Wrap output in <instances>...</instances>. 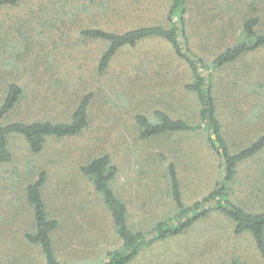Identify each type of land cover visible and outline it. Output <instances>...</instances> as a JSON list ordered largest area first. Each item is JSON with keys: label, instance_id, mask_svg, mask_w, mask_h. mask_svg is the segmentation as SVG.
I'll return each instance as SVG.
<instances>
[{"label": "rangeland", "instance_id": "374dc122", "mask_svg": "<svg viewBox=\"0 0 264 264\" xmlns=\"http://www.w3.org/2000/svg\"><path fill=\"white\" fill-rule=\"evenodd\" d=\"M43 1L26 0L20 6L0 12V20H6L5 24L11 25L15 18L25 21L29 34L26 39L20 37L23 43L20 41L17 46L10 37L12 49L1 46L0 53L8 63L11 59L15 62L14 55L20 51L25 55H20L15 69L0 62V77L14 71L11 78L20 80L29 91L46 81L41 91L50 98L32 106L34 109L40 106L37 113L30 115L26 112L28 108L23 107L13 110L8 120H17L19 114L25 120L36 116L61 118L69 105L60 104L54 98L63 96L62 100L66 101L69 98L66 95L75 98L80 92L94 91L91 123L77 136L49 138L37 154L30 151L23 137H11V160L0 163V264H45L41 249L25 238V232L32 230L33 221L25 187L43 171L47 173V181L42 193L48 209L57 217L65 218L66 223L56 235L57 257L66 263L88 264L104 257L107 250L121 246L102 196L81 171L92 157L101 153L111 155L118 167L112 186L126 202L128 221L136 232L148 233L158 221L178 214L168 173L172 161L176 163L187 206L206 198L224 174L220 173L218 154L207 139L202 102L196 91L187 89L193 70L170 42L152 38L121 50L98 79L94 74L97 56L105 44L83 42L79 38L80 28L89 20L92 25L119 30L167 25L169 0H121L122 5H117L114 15L110 11L103 14L109 19L98 17L100 10L97 9L90 14L81 12L75 18H51L42 26L44 21L31 19L29 13L31 10L40 12ZM243 3L189 0L184 16L186 42L203 63L210 64L225 48L241 39ZM261 5L264 0L257 3ZM176 20L178 17L174 18ZM7 29L14 31V27ZM25 43L28 50L23 49ZM249 62L254 65L253 69H247ZM203 63H199V70L207 76L209 70ZM56 65L60 75L55 74L56 69L42 72L41 67ZM237 68L242 69L236 71ZM158 71L161 74H157ZM79 73L83 74L84 81L78 78L73 81ZM243 74H249L247 86L234 84L236 76ZM213 75L218 117L235 151L251 141L253 132L264 129V87L256 85V82L264 83V48L214 71ZM142 101L150 108L172 107L189 123L200 126L185 135L175 133L163 138L142 139L135 115L138 111L151 112L150 108L139 106ZM251 189H264V152L258 159L240 164L232 199L247 201L249 208H256L260 199H250L248 191ZM204 204L203 208L208 206V202ZM234 255L254 264L261 263L252 239L235 236L230 220L213 213L194 222L183 233L144 247L130 264H229Z\"/></svg>", "mask_w": 264, "mask_h": 264}, {"label": "trees", "instance_id": "16d2710c", "mask_svg": "<svg viewBox=\"0 0 264 264\" xmlns=\"http://www.w3.org/2000/svg\"><path fill=\"white\" fill-rule=\"evenodd\" d=\"M26 0H0V12L5 8H12L20 6ZM43 1V0H42ZM244 2L243 7V21L241 22L242 36L235 45L228 46L221 53H219L210 64L203 63L197 58L188 47V41L185 35L186 32V18L185 14L188 12L189 0H169L167 17L169 23L141 25L135 28L126 30L110 29L102 27L99 24L92 25L91 20L84 23L79 31V38L83 42H100L102 41V51L97 56L96 72L98 79L99 75L104 74L114 57L123 49L135 47L140 42L152 39L161 38L170 42L176 52L184 57L190 64L193 70L192 81L187 84V89L194 90L198 93L200 101L202 102V114L209 122H205L208 135L207 139L212 147L216 150L219 158L220 171L225 174V178L219 179L216 186L210 194L202 201H197L191 206H187L183 200L181 182L178 175L176 163L172 161L168 167L170 178V187L172 198L175 201L176 207L179 209L176 216L169 219L158 221L148 233L136 232L129 224V211L125 201L117 194L112 184L117 177L118 167L113 163L112 157L109 153H101L89 159L86 164L81 167L82 173L89 178L93 186L104 201L112 224L115 228L117 237L121 239V246L116 249L107 250L104 257L88 264H130V262L141 252L146 246H151L157 241L166 239L170 236L183 233L190 228L194 222L203 218L211 217L214 214H221L230 220L233 226V233L235 236H246L252 239L260 264H264V189L263 191H256L251 189L250 199L258 201L260 205L256 208H249L247 201H236L232 199V190L236 182V175L238 168L243 162L253 159L256 160L264 152V129L253 132L252 139L246 145L238 150L233 151L231 145L225 137V129L223 121L218 117L217 104L215 99V86L213 84L214 71L231 65L241 58L245 57L251 52H255L264 48V5L257 6L259 0H238ZM123 3V2H122ZM122 5L121 0H44L40 5V12L38 10H31L29 17L36 19L43 25L49 23L56 17L75 18L83 13H94L97 9L100 10L96 15L106 17L108 11L112 15L116 13L117 5ZM123 5H125L123 3ZM246 7V9H245ZM39 8V9H40ZM227 12L229 9L226 10ZM51 13V14H50ZM46 16V17H45ZM178 20L174 21V18ZM108 18V17H106ZM93 19V18H92ZM109 19V18H108ZM6 20H0V48L6 45L11 48L10 37L16 41V46L23 39L20 37H27L28 24L25 21L14 19L11 25L5 24ZM99 23V22H98ZM41 26V27H42ZM14 27V31L10 32L7 28ZM42 29V28H41ZM179 37H182L179 39ZM9 39V42H8ZM186 48L185 53L182 52ZM4 46V47H6ZM15 46V49H16ZM28 45L23 46V49ZM12 49V48H11ZM16 54V51H15ZM25 53L20 51L14 55L16 61L3 57L0 53V62L8 67L18 65L20 55ZM199 63L209 70L207 76L200 72ZM249 62L247 69H253V64ZM7 67V69H8ZM246 67H244L245 70ZM42 72L56 69L55 74H59L60 69L57 65L54 68H42ZM242 68H237L236 71ZM235 70V69H234ZM262 72V71H260ZM2 73V69H0ZM14 73V71L10 72ZM161 74V72H157ZM8 73L0 77V163H5L11 160L10 140L13 136H21L25 140L30 151L33 153H40L47 143L49 138H66L73 137L83 133L91 123L92 105L95 97L94 91L80 94L66 101L61 98H54L60 104L69 105L68 111L64 112V116L59 117H39L25 120L21 115H18L17 120L8 118L13 110L26 107V112L32 115L37 113V106L43 100L50 99L43 95L45 87L44 82H39L36 89L29 91L28 87L20 80L11 78ZM60 75V74H59ZM96 76V77H97ZM249 74H243L242 77L236 76L233 81L239 86H247ZM83 80V74H76L73 81ZM207 81V84L205 82ZM75 84V83H74ZM73 84V85H74ZM258 88H263L264 83L256 82ZM82 87L84 85H81ZM85 88L87 86L85 85ZM65 98V99H66ZM72 101V102H71ZM41 105V104H40ZM150 108L146 101L139 104ZM34 109V110H33ZM151 112L145 113L138 111L135 115L139 135L142 139H149L152 137H160L166 134H174L178 132H186L188 130L198 128L200 125L196 123L191 124L183 118H175L171 114V107H151ZM169 110V111H167ZM38 115V114H34ZM216 135V139L212 135ZM216 140L220 142V146L216 145ZM226 164V166H225ZM47 181V173L41 172L38 178L29 183L25 187L26 200L32 209V230L25 232V238L31 244L38 246L45 258V264H75L73 262L66 263L57 257L55 242L57 240V233L65 225V218H59L51 210L44 199L42 190ZM0 182V191H1ZM212 200H215L213 204ZM204 202H208V206L203 208ZM189 216L186 219V216ZM183 220L182 224L178 221ZM173 222L174 225L170 223ZM229 264H254L251 261L242 259L239 255H234Z\"/></svg>", "mask_w": 264, "mask_h": 264}, {"label": "water", "instance_id": "95a60500", "mask_svg": "<svg viewBox=\"0 0 264 264\" xmlns=\"http://www.w3.org/2000/svg\"><path fill=\"white\" fill-rule=\"evenodd\" d=\"M185 51H186V49L183 48V49H182V52L185 53ZM199 65H200V64H199ZM202 74H204V73H202ZM209 115H210V114L207 113V114H206V117H209ZM207 122H209V120H207ZM212 137H213L214 139H216V135H215V134H213ZM216 145H217V146H220V142L217 141V140H216ZM225 166H226V164H225ZM225 174H226V173H225ZM225 174L223 175V178H225ZM212 202H213V204H214V203H215V200H212ZM202 207H203V206H202ZM188 218H189V216L187 215V216H186V219H188ZM178 223H179V224H182V223H183V220H179ZM170 224H171V225H174L173 222H171Z\"/></svg>", "mask_w": 264, "mask_h": 264}, {"label": "crops", "instance_id": "0c3cea01", "mask_svg": "<svg viewBox=\"0 0 264 264\" xmlns=\"http://www.w3.org/2000/svg\"><path fill=\"white\" fill-rule=\"evenodd\" d=\"M172 108V107H171ZM167 111H169V110H167ZM171 114H172V116L173 117H175V118H183V117H181L180 116V114H178L176 111H173V110H171ZM184 119V118H183ZM186 120V119H185ZM189 122V121H188ZM188 131H186V132H178V134L179 135H185L186 133H187ZM175 134V133H174ZM170 136V135H172V134H166V135H163V136H161L162 138L163 137H166V136Z\"/></svg>", "mask_w": 264, "mask_h": 264}]
</instances>
